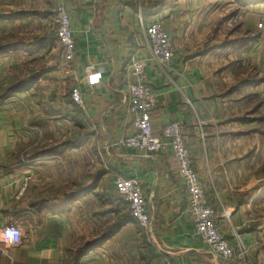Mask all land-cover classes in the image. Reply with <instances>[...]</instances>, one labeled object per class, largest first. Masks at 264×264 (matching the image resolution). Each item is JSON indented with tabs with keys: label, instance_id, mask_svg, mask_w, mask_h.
<instances>
[{
	"label": "crops",
	"instance_id": "obj_1",
	"mask_svg": "<svg viewBox=\"0 0 264 264\" xmlns=\"http://www.w3.org/2000/svg\"><path fill=\"white\" fill-rule=\"evenodd\" d=\"M201 1L206 11L196 17V0H66L77 43L67 64L53 22L57 0H0V227L23 230L20 246L0 241V264H245L216 256L196 234L170 153H139L121 143L135 132L127 70L135 58H151L145 35L151 21H161L177 52L171 65L150 62L146 71L158 101L155 133L184 123L223 236L234 249H248L247 264H264V1L247 7ZM224 2L254 35L224 48L242 60L236 64L246 79L221 93L215 64L227 51L200 55V49ZM96 73L101 77L92 81ZM72 81L83 107L72 102ZM235 87L238 100L228 99ZM119 176L143 184L153 246H128L125 233L137 238L139 227L134 220L122 224ZM114 227V237L78 258Z\"/></svg>",
	"mask_w": 264,
	"mask_h": 264
},
{
	"label": "built area",
	"instance_id": "obj_2",
	"mask_svg": "<svg viewBox=\"0 0 264 264\" xmlns=\"http://www.w3.org/2000/svg\"><path fill=\"white\" fill-rule=\"evenodd\" d=\"M57 2L58 40L66 63L71 64L76 56L72 21L66 9V0H57ZM145 35L151 58H135L127 70L128 105L130 111L136 115L135 132L121 143L139 153H170L177 164L178 174L188 193L189 212L195 222L196 234L208 245L212 253L223 260L232 261L236 258L245 260V257L249 255L248 249L242 244H239L237 249L230 246L217 224L218 211L208 202L205 186L193 167L184 123L181 121L167 123L163 127L161 136L155 133L152 114L158 101L153 88L147 82L146 70L149 62H155L161 66L171 65L177 52L170 32L160 21L150 23L145 28ZM100 77L101 73H96L90 79L95 81ZM71 99L75 105L83 107L84 98L78 83L71 90ZM115 188L137 224L141 228L149 229L150 217L147 213L148 204L142 182L137 178L119 176L115 180ZM7 227L21 228L11 225L0 227V231ZM22 242L23 237L14 247L20 246Z\"/></svg>",
	"mask_w": 264,
	"mask_h": 264
},
{
	"label": "rangeland",
	"instance_id": "obj_3",
	"mask_svg": "<svg viewBox=\"0 0 264 264\" xmlns=\"http://www.w3.org/2000/svg\"><path fill=\"white\" fill-rule=\"evenodd\" d=\"M158 1L160 3L161 2L163 3L164 0H158ZM196 1H200V3H198V5H199L198 7H195L194 14L196 15V17H200L202 15V13L203 14L205 13L206 10H202V8L200 7L201 4H204L201 0H196ZM155 3H157V2H155ZM57 4H58V2L55 3V7H54L55 14H56V10L58 8ZM212 4H214V3L212 2L210 5H212ZM66 9L68 10L67 7H66ZM220 10L221 11L219 12L218 15H214V23H213L212 30L210 32V36L208 38V42L205 44L204 48H201L200 49V55H201V53H206L207 51H209L210 53H216V54L222 55L223 53H225L227 51L224 48H226V47H232L236 43V40H238L237 38L241 39V42H240V44L242 43L241 46H243L244 44H246L244 42L253 39L252 38V34L254 35V32L253 31L250 32V30L248 29V26L245 24L244 20L241 21V20H238L236 18V16L239 13V12L236 11V7H230V6H228V3L227 2H224L223 5L220 6ZM55 18L56 17H54L53 22L56 23V26L58 27L57 22H55V21H57V19H55ZM71 21H72V19H71ZM152 22L153 21H151L150 23H152ZM149 24H147L145 26V28ZM260 26H262V27H260ZM259 28H263V24H260L259 25ZM72 29H73V25H72ZM56 34H57V38H58V31L56 32ZM234 39H235V43H233V40ZM74 44H75V54H76V48H77L76 39H75V43ZM60 47H61V45H60ZM231 49L232 48H230V50L227 51V53H226L227 55L223 59L224 61L219 60L220 61L219 66H216V64H215V69H216L215 70V73L217 71L219 73L218 74V77H217L218 83L219 84H223V86H224V88L221 91V93L227 92L228 91V88L231 85L236 84L238 81H241V80L246 79L245 78V71L242 69L243 66L242 65L239 66L238 64H236V62L239 60L238 59V55L235 54V53H233L231 51ZM55 54H57V53H55ZM61 54H62L63 62L66 63V60L64 58V54H63L62 47H61ZM206 54H204V55H206ZM60 57H61V55H60ZM50 59L55 61L56 56L53 55V57L50 58ZM240 63L242 64V60L240 61ZM149 64H150V62H149ZM236 70L238 71V73L236 72ZM233 71H234V73H232ZM231 73L233 75H235V82L234 83H233V78H232L233 75H231ZM69 81L70 80L67 79L64 82H67V84L70 85L71 83L69 84ZM72 83H73V81H72ZM72 85L75 86L76 85V82L73 83ZM73 86H72V88H73ZM72 88H71V90H72ZM237 89L238 88L235 87L230 92L232 94H234L235 91H237ZM64 91L67 92L64 89V87H63V93H64ZM250 98H254V97L251 96ZM228 99L238 100V97H237V95L234 94L232 97H230ZM205 189H206V187H205ZM251 189H253V188L251 187ZM206 195H207V192H206ZM118 197L121 200H123L122 197L119 195V193H118ZM208 202H209V200H208ZM147 204H148V207L147 208H149L150 204H149L148 199H147ZM125 206H126V204H124V207ZM124 207L122 208V213L126 214V216L127 215H130L131 216V219L134 220V218L132 217V214H131V211L129 210V208H127V206H126V209H125ZM134 221H136V220H134ZM138 227H139V230H138L139 233H138V237H137L138 239L135 237L136 236V232L135 233L134 232H131V233L128 232L127 234L125 233V236L127 237L128 244L129 245L127 243H125V244L128 245V246H153V241H152L151 236H150V232L152 230V222H151V219H150V227H149V229L141 228L139 225H138ZM140 234H144V237H143L144 240L141 241V243L139 242V240H140L139 239V237H140L139 235ZM117 242L118 243L120 242L119 239H118ZM242 261L245 262V264H247L246 262L248 261V256L245 257V260H242Z\"/></svg>",
	"mask_w": 264,
	"mask_h": 264
},
{
	"label": "trees",
	"instance_id": "obj_4",
	"mask_svg": "<svg viewBox=\"0 0 264 264\" xmlns=\"http://www.w3.org/2000/svg\"><path fill=\"white\" fill-rule=\"evenodd\" d=\"M262 1H264V0H234V2L240 7H247L251 4L260 3ZM38 79H39V75L34 74L32 77L33 85L36 84ZM256 83H258V80H256ZM68 145H69L68 143H65V144L60 145L59 147L61 150H63V149H67ZM131 221H132L131 216L127 215L124 217L122 224L126 225L128 222H131ZM116 233H117V227H114V228H112L111 233L109 232L106 235L102 236L101 238L86 244L84 248L79 250L78 258L80 259L81 256L90 249V246H100L103 243H105L106 241H108L110 237H114L116 235ZM78 263H80V262H78Z\"/></svg>",
	"mask_w": 264,
	"mask_h": 264
},
{
	"label": "clouds",
	"instance_id": "obj_5",
	"mask_svg": "<svg viewBox=\"0 0 264 264\" xmlns=\"http://www.w3.org/2000/svg\"><path fill=\"white\" fill-rule=\"evenodd\" d=\"M23 237V230L17 227H7L0 231V241H3L8 247L18 244Z\"/></svg>",
	"mask_w": 264,
	"mask_h": 264
}]
</instances>
